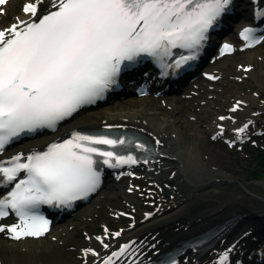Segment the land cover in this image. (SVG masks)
Masks as SVG:
<instances>
[{
	"label": "snow or ice",
	"instance_id": "1",
	"mask_svg": "<svg viewBox=\"0 0 264 264\" xmlns=\"http://www.w3.org/2000/svg\"><path fill=\"white\" fill-rule=\"evenodd\" d=\"M231 2L25 0L21 11L27 19L17 16L0 28V151L22 133L55 130L83 105L102 98L123 69L144 57L152 58L161 75H167L168 70L175 74L196 59L209 29ZM6 3L0 0V14H6ZM255 15L264 17V9H257ZM256 32L254 27L242 29L240 35L248 42L245 46L264 39ZM174 48L187 54L177 55L169 63L167 58L174 55ZM230 51L228 43L220 48L221 55ZM240 103L237 101L230 111L235 112ZM218 119L234 117L222 115ZM250 123L233 131L243 134ZM218 128L224 132L223 125ZM133 145L148 163L153 149L133 137L77 130L67 139L48 143L43 151L18 152L0 161V185H11L0 196V217L11 212L18 218L16 223H0V232L17 240L42 236L50 222L40 213V205L71 207L74 200L88 197L101 184L98 161L110 168L136 164L139 161L131 150ZM104 234H109L106 228ZM95 239L108 248L101 236ZM127 247L121 245L101 264H113V257ZM81 251L85 257L98 255L92 248ZM229 252L226 249L220 254L217 264H228ZM158 264H177V260L169 255Z\"/></svg>",
	"mask_w": 264,
	"mask_h": 264
},
{
	"label": "bare ground",
	"instance_id": "2",
	"mask_svg": "<svg viewBox=\"0 0 264 264\" xmlns=\"http://www.w3.org/2000/svg\"><path fill=\"white\" fill-rule=\"evenodd\" d=\"M24 2L25 0L10 1L6 14L0 20V28L8 26L3 24L6 15L12 16V22L17 16L21 19L27 18L20 11ZM19 3H22L20 8ZM259 49L261 48L256 47L239 53L238 58L227 56L211 66V70L215 75L222 74L226 82L229 76L249 77L264 82V52H260ZM240 64L241 68H238ZM245 65L250 67L248 72L243 69ZM246 85L253 88L249 81ZM230 87L227 83L221 90L215 82L202 81L195 90L208 91L198 99L182 96L158 98L147 96L118 101L99 109L81 112L68 123L60 125L54 134L29 141L5 153L4 157H11L18 152L27 154L34 149L41 150L48 143L78 128L104 125L131 127L148 135L162 151L155 161L139 164V169L149 170L146 176L152 177L155 182L167 178L176 186L172 195L174 208L171 210L163 208L160 210L161 213L154 214L152 218V213L148 215L133 206L136 201L134 195L128 198L120 188L109 192L114 188L109 184L104 188L103 192L106 196L100 201L101 204L88 209V214L83 218V226L77 228L72 221L61 228L63 230L59 231L58 237L54 240L48 239L53 229L45 237L47 242L45 238L12 241L5 233L0 232V264H101L105 256H110L114 251L118 252L120 246L125 244L128 247L113 264H149L156 256L178 245L180 241L223 223L227 224L226 229L220 233L221 237L204 256L190 254L187 256L189 258L185 257L186 261L182 258L178 264H212L218 254L232 246L237 253L244 251L241 257L245 256L251 249L253 237L263 231L264 183L252 186L251 195L235 184L234 176L225 172L224 167L220 166L221 156L218 150L214 149V145H207L208 142L216 140L218 135L216 136L215 132L219 130L218 125H223L227 129L234 125L230 119L220 121L216 115L210 116L209 121L204 120L205 110L214 113L222 106L221 100L205 98L208 94H218L209 88L221 90L222 93L218 94V98H222L225 104L234 96V89ZM243 88L240 87L241 90ZM226 92H229L228 95H225ZM262 92L263 89L260 87L257 90L258 96ZM237 100H241L243 104L235 112L228 111V107H232ZM233 101L224 108L222 106L221 114L226 117L237 116L239 122L245 120V115L257 105L264 107V102L254 95H239ZM246 108H249V111ZM200 111L204 112L199 113ZM205 122L208 124L206 125ZM234 127L238 128L240 124ZM156 141L159 143L157 144ZM198 169L204 172L206 169L216 170L204 173L198 172ZM210 184L216 187L206 191ZM224 184L232 185L235 189L239 188L241 194L233 195L232 192L222 191ZM121 212H132L136 225L133 227L124 223L118 229L110 227L111 221L123 218L120 217ZM101 223L108 227L109 239L104 238V230H96ZM71 224L72 226H69ZM66 229L67 233H65ZM115 232H120V235H112ZM86 236H90L91 239L87 240ZM96 236H101L108 248H104L101 242L95 239ZM17 242L23 244L17 245ZM68 244L73 247L79 246L81 254L79 256L74 254L70 259L71 251L65 249ZM58 246L63 248L60 250ZM83 248H92L98 255L89 253L85 257L81 251ZM87 259L88 261L85 262Z\"/></svg>",
	"mask_w": 264,
	"mask_h": 264
},
{
	"label": "rangeland",
	"instance_id": "3",
	"mask_svg": "<svg viewBox=\"0 0 264 264\" xmlns=\"http://www.w3.org/2000/svg\"><path fill=\"white\" fill-rule=\"evenodd\" d=\"M7 23L8 22L6 21L5 24H7ZM259 51L262 53L264 52V44L262 45L261 49H259ZM247 81L250 82V84L253 86V88H250V85L249 86L246 85ZM229 83H230L229 85L231 86L230 88L234 89V92H233L234 96H232L231 99L235 98L236 96L244 95V94H247V95L252 94L253 95V92L254 91L256 92L258 89H260V87H261V89H263L262 97H264V82H262V80L248 78V79L243 80L240 84V83H237V81L234 78H230ZM219 85H220V88L223 89V86L221 84H219ZM224 86H225V83H224ZM241 86L244 87L242 90L240 89ZM216 92L221 93L218 90H216ZM228 93L229 92H226L225 95H228ZM218 100H221L222 106H225L222 98H219ZM222 106H221V108H222ZM220 109H219V111H220ZM215 112H214V114H215ZM205 114H208V112H206ZM221 143H213L212 142V144H211L208 142L207 145H212V146L214 145V147H215L214 149H217L219 155L221 156L220 161H219L220 166L221 167L223 166L224 167L223 170H225L226 172H229L230 174H232V176H234V179H236V180H234L236 185H239L242 189H245L248 192V195H251L253 193L251 191L252 186L259 184V183H264V173L263 172L259 171L260 176L258 179H254L253 174H252V171L257 170V168L260 167V156H261V154L264 153V149L261 147H254L250 144L248 147H245L243 150H238V147L237 148H231V147H229L223 143L221 144ZM209 170H216V169H206V172H204L203 170L200 171L198 169V172L207 173V172H209ZM141 181H142V179L140 178L138 180V183H141ZM149 183H150V181H148V180L145 181L146 185H149ZM155 185L156 186H154V187H156V190L164 189V191L160 192V194H159L160 198H167V199L170 198L171 199L170 193L168 191L171 189V187H173L174 184H170L169 181H167L166 179H162V181L160 183L155 184ZM128 187H129L128 184L126 185L123 183L116 185V188L117 189L122 188V191H126V188H128ZM215 187L216 186L211 185L210 187H207L205 190L206 191L212 190ZM222 189H223L222 191H225V192H232L233 195L241 194L239 192L240 189L239 188L235 189L232 185L225 184L222 186ZM166 190H168V191H166ZM113 191H116V190L114 189ZM109 192H111V189ZM105 194L106 193H104V195ZM104 195L101 193L100 195H98L97 197L92 199V201L88 205H86L82 210L78 211V213L76 215H74L73 218L69 219L67 222L62 224V226L60 225L58 227L61 229V228L65 227L68 223L73 221L75 223V225L77 226V228H81L83 226V223H84L83 218H84L85 214H88V209L90 207L93 208V207H96L98 204H101L100 201L103 199ZM58 227H55L56 232H58ZM54 237H56V236H54ZM45 242H47V240H45ZM22 244H23L22 242H19L17 245H22ZM58 247L60 248V250L63 248L61 246H58ZM65 249L68 251H71V253L69 252L70 259L73 258L74 254L75 255L79 254V251H80V248H78V247L74 248L69 244L65 247Z\"/></svg>",
	"mask_w": 264,
	"mask_h": 264
}]
</instances>
